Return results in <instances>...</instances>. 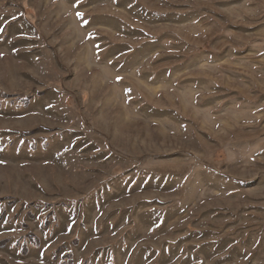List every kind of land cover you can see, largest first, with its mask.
Masks as SVG:
<instances>
[{
    "label": "rangeland",
    "instance_id": "1",
    "mask_svg": "<svg viewBox=\"0 0 264 264\" xmlns=\"http://www.w3.org/2000/svg\"><path fill=\"white\" fill-rule=\"evenodd\" d=\"M0 264H264V0H0Z\"/></svg>",
    "mask_w": 264,
    "mask_h": 264
}]
</instances>
